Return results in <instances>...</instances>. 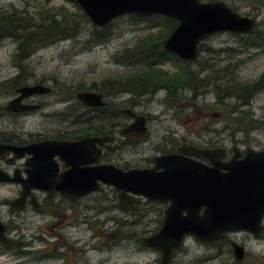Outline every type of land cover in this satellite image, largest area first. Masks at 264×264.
Returning <instances> with one entry per match:
<instances>
[{
	"label": "flooded vegetation",
	"instance_id": "af4514ba",
	"mask_svg": "<svg viewBox=\"0 0 264 264\" xmlns=\"http://www.w3.org/2000/svg\"><path fill=\"white\" fill-rule=\"evenodd\" d=\"M29 67L18 65L15 75L0 81V222L6 229V236L20 244L12 248L0 244V250L15 253L22 249L24 252L20 251L18 256L57 261V264H108V211L112 209V206L108 208V191H112L116 195L117 208L128 218L122 226L123 241L130 243L139 254L155 255L149 264H161L162 253L143 242L160 232L171 202L149 201L138 196L133 209L122 210L120 193L108 185V181L65 174L72 165L79 168L113 165L127 172L153 168L157 157L178 155L184 159H195L182 154L181 149L188 146L224 148L228 152L226 161L233 156L235 149L242 150L235 145L231 155V150L221 145L223 140L220 138L207 142L200 136L199 141H194L165 134L155 142L149 136L152 122L159 118L136 110L134 105L137 103L134 102H131L132 108L114 106L115 112H108V84L105 94L98 90L73 88L75 101L70 93L64 97V88L59 82L39 77L28 70ZM38 86L41 87L38 92L21 100V105L30 107L29 110L19 111L18 106L10 105L23 95L22 89ZM218 87L215 86L216 92ZM82 92L102 94L106 106L94 108L84 105L78 99ZM51 97L53 100L49 101ZM64 103L68 109L60 111L59 106ZM123 109H130L135 116L145 118L148 131L144 136L123 135L124 129L136 122L135 116L123 113ZM163 116L166 115L159 117ZM37 118L40 123L37 122V127L32 130V122ZM95 138L102 141L92 142L91 139ZM82 141H86L85 144L72 147L48 145ZM146 150H151L152 155L144 156ZM195 160L207 164L203 160ZM81 183L87 184L89 190L93 183H97L98 191L78 195L77 191L85 190ZM124 205L131 208L130 203ZM151 214L155 219L148 220ZM228 235L216 244H201L218 249L221 244L230 243L231 253L235 256L233 244L236 242H228ZM188 238L174 253L171 264H178V257L186 254ZM37 244L41 245L40 249H35ZM222 254L217 251L214 258H221ZM96 255L103 256V260L96 261Z\"/></svg>",
	"mask_w": 264,
	"mask_h": 264
},
{
	"label": "rangeland",
	"instance_id": "374dc122",
	"mask_svg": "<svg viewBox=\"0 0 264 264\" xmlns=\"http://www.w3.org/2000/svg\"><path fill=\"white\" fill-rule=\"evenodd\" d=\"M221 1L240 15L256 19L258 30L264 32V3L260 0ZM40 4L42 2L35 0H0V12L10 9L23 14H36L40 10ZM77 5L75 0H53L51 4L72 13H76ZM147 18L134 21L131 16H125L115 20L103 35L105 40L102 41L93 34L96 26L91 21L82 22L80 31L74 37L52 43L41 42L23 62L16 58L19 42L7 39L0 42V81L15 75L18 65L30 66L28 70L39 77L59 82L64 88V97L70 93L76 101V94H72L73 88L80 87L81 90L84 87L88 91H96L97 86L106 88L107 81L125 76L139 67L137 60L127 59L124 55L139 41L159 32L155 22H150ZM248 38L249 35L229 32L215 34L203 42L196 61L184 64L180 59L177 61L172 58L171 61L158 65V68L170 74H176L182 67L188 68L196 75L191 87L180 88L173 95L160 91L155 98L148 95L137 97L131 92H119L115 89L113 93H108V103L119 108H132L131 102H134L137 103L134 105L136 110L159 118L152 122L150 130L149 138L155 142L165 134H175L178 138L183 136L194 141H199V136L207 142L220 138L223 140L221 145L231 152L235 145L242 151L248 148L264 150V86L251 97L249 105L240 104L238 94L221 98L225 95L226 87L229 86L227 90L233 91V87L251 86L264 74V50L246 45L249 43ZM215 86H220L223 93L217 94L220 90L216 92ZM111 89L108 84V91ZM146 99L148 101L144 102ZM52 100L51 97L49 101ZM235 107L239 108L235 111ZM59 108L60 111L67 110L68 105L60 104ZM113 109L115 107L109 108L108 112H113ZM161 115L166 116L159 117ZM37 122L38 118L33 120L32 130L37 127ZM151 155V150L144 153L146 157ZM116 202V195L108 191V208L112 206V209H108V264L151 263L156 258L155 255L139 254L130 243L123 241L122 226L128 218L117 208ZM129 219L132 220L133 217ZM147 219L153 220L155 215L151 214ZM228 238V242L232 240L245 248L247 254L243 262H236L230 243L225 242L214 249L194 238H188L185 244L186 254L178 257V264H264V235L256 237L249 232L240 231L229 234ZM40 247L37 244L35 249ZM20 251L24 252L20 249L15 253H4L1 249L0 264H57V261L18 256ZM217 251L223 253L221 258H214ZM95 259L101 261L103 256L96 255Z\"/></svg>",
	"mask_w": 264,
	"mask_h": 264
},
{
	"label": "water",
	"instance_id": "95a60500",
	"mask_svg": "<svg viewBox=\"0 0 264 264\" xmlns=\"http://www.w3.org/2000/svg\"><path fill=\"white\" fill-rule=\"evenodd\" d=\"M99 29L107 28L115 20L134 15L138 18L165 16L178 22L177 27L164 43V50L182 61H196L200 56V45L219 33L254 35L258 21L236 12L224 1L204 2L201 0H75ZM41 87H26L23 95L11 106L19 111L29 110L21 100ZM78 99L88 107L106 106L104 96L96 92H82ZM10 106V107H11ZM22 106V107H21ZM18 108V109H19ZM123 113L135 116L132 110ZM136 122L123 131L144 136L147 133L145 118L135 116ZM89 141V140H87ZM92 142L102 141L100 138ZM80 143H48L56 147H72ZM182 154L203 160L184 159L178 155L157 157L156 165L150 169H133L124 172L113 165L83 168L72 165L66 176L94 177L96 181H108L120 194L122 210L133 209L136 197L144 196L149 201L171 202L165 213L163 227L155 236L145 239L144 245L162 253L161 264H171L174 253L191 237L200 243L216 244L228 234L246 231L256 237L264 235V150L248 148L244 153L235 149L226 161L228 152L224 148L201 149L188 146ZM80 173V174H79ZM64 175V176H65ZM108 178V180H107ZM62 186V185H61ZM85 190L78 195L98 191V184H80ZM130 203L131 208L125 206ZM0 244L18 247L6 236L0 222ZM236 262L246 257V250L238 243L233 244Z\"/></svg>",
	"mask_w": 264,
	"mask_h": 264
},
{
	"label": "trees",
	"instance_id": "16d2710c",
	"mask_svg": "<svg viewBox=\"0 0 264 264\" xmlns=\"http://www.w3.org/2000/svg\"><path fill=\"white\" fill-rule=\"evenodd\" d=\"M40 1V10L35 13H19L14 10H5L0 12V42L7 39H15L19 42L17 60L23 62L27 60L35 50V46L41 42H54L55 40H66L74 37L80 31V23L91 21L85 14L83 9L77 5L76 13L69 12L63 7L51 6L53 0H35ZM74 2V0H70ZM204 2H213L221 0H201ZM256 1V0H254ZM264 3V0H260ZM134 21L139 20L136 16H131ZM150 22H155V26L159 27L157 34H152L150 37L139 41L132 49L125 52L124 57L127 59L137 60L138 68L125 76H118L113 80L108 81L111 85V90L119 92H131L134 96H153L159 90H164L173 95L180 88L191 87L195 81L196 75L188 68L180 69L176 74L158 68V65L171 61L175 58L174 55L168 54L163 48L164 42L177 27L178 22L164 17L153 16L147 18ZM109 26L105 29L95 27L93 33L99 41L105 40L102 38L107 32ZM249 43L246 45H254V47L264 50V32L258 30L254 35H249ZM202 46H200L201 50ZM142 64V65H140ZM184 64H187L184 62ZM264 74L260 80L251 86L233 87L234 90L224 91V98L234 95L241 100L240 104L249 105L251 97L263 89ZM84 90V87H82ZM219 94L223 93L220 86ZM96 90L105 94V88L96 87ZM133 104V103H132ZM114 108V105L109 106ZM235 107L233 110H237ZM115 112V109H113ZM234 113V112H233ZM232 113V114H233Z\"/></svg>",
	"mask_w": 264,
	"mask_h": 264
}]
</instances>
